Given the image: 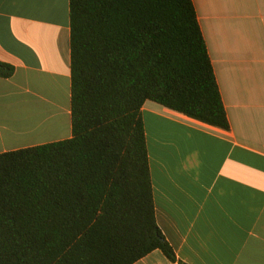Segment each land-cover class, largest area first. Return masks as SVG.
<instances>
[{
	"label": "trees",
	"instance_id": "16d2710c",
	"mask_svg": "<svg viewBox=\"0 0 264 264\" xmlns=\"http://www.w3.org/2000/svg\"><path fill=\"white\" fill-rule=\"evenodd\" d=\"M70 21L73 137L0 154V264L176 263L141 112L230 129L194 1L70 0Z\"/></svg>",
	"mask_w": 264,
	"mask_h": 264
},
{
	"label": "crops",
	"instance_id": "0c3cea01",
	"mask_svg": "<svg viewBox=\"0 0 264 264\" xmlns=\"http://www.w3.org/2000/svg\"><path fill=\"white\" fill-rule=\"evenodd\" d=\"M230 123L142 108L156 219L177 262L264 264V0H193ZM0 154L70 140V0H0Z\"/></svg>",
	"mask_w": 264,
	"mask_h": 264
},
{
	"label": "bare ground",
	"instance_id": "6f19581e",
	"mask_svg": "<svg viewBox=\"0 0 264 264\" xmlns=\"http://www.w3.org/2000/svg\"><path fill=\"white\" fill-rule=\"evenodd\" d=\"M72 94V93H71Z\"/></svg>",
	"mask_w": 264,
	"mask_h": 264
}]
</instances>
